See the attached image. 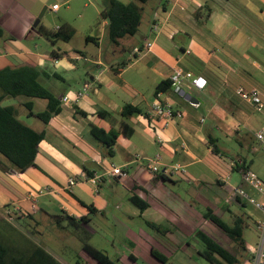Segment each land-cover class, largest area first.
<instances>
[{
  "label": "crops",
  "instance_id": "0c3cea01",
  "mask_svg": "<svg viewBox=\"0 0 264 264\" xmlns=\"http://www.w3.org/2000/svg\"><path fill=\"white\" fill-rule=\"evenodd\" d=\"M50 1L0 0V29L3 31L0 68L21 64L47 68L50 74L44 75L42 82L61 100L71 98L62 102L61 112L48 123L26 111L28 119L34 117L42 121L24 120L35 130L44 131V138L39 143L34 166L22 172L0 168V214L5 215V209L16 210L20 219L10 218L12 222L24 231L34 225L36 234H30L32 238L61 262L70 264L40 241L39 211L44 219L55 220L54 215L88 217L90 221L84 224L88 230L94 219L100 218L108 225L112 221L129 243L140 244L153 254V249H159L151 243L150 237L158 236L163 224L170 233H173L170 225L178 228L187 221L198 220L203 226H211V220L205 216L207 209L215 211V208L222 209L223 203L231 204L228 197L215 199L212 193L227 189L232 179L234 186H243L258 201L264 199L262 193L243 181L241 172L243 168L250 169L264 178L258 168V163L264 161V146L255 136L264 128V108L257 110L236 93L238 86L255 88L264 101V0H154L149 23L144 27L142 6L138 31H143V40L135 48L134 43L124 45L121 41L124 37L118 44L112 42L117 49L111 55L115 56L116 51L123 53L111 64L106 63L102 50L89 57L76 48L58 46L69 41L54 44L39 32L40 25L55 29L65 22L73 24L66 12L78 9L75 0H62L67 3L63 10L61 5L57 10L52 9L58 0L47 6ZM107 1L103 0V8ZM88 6L86 2L83 9ZM49 10L60 14V22L54 28L42 21ZM156 23L159 28L153 31ZM102 25L100 36L105 35L108 21L103 20ZM92 40L101 47L100 37ZM148 42L152 43L150 47ZM53 49L65 52L53 59V65L62 67L66 73L80 60L89 61L86 75H65L46 66L45 57H52ZM48 50H51L49 56L46 55ZM176 67L203 77L204 88L198 89L190 80L183 79L178 86L171 85L156 94L158 84L170 80ZM86 82L91 87L77 99V91ZM181 90L194 96L196 101L192 103ZM36 99L41 98L33 99V110L40 112L47 102L36 109ZM158 100L181 111L182 117L168 121L154 115L153 105ZM129 103L140 107L143 113L123 116L122 107ZM18 111L21 112L19 107ZM103 111L110 115H101ZM123 122L133 127L132 135L119 132ZM93 126L109 133L117 132L112 156L94 135ZM228 141H235L248 154L231 156L226 145L221 146ZM158 154L162 169L179 164L186 171L152 173L147 158ZM115 166H121L126 174L113 175L111 170ZM71 178L76 182L70 186ZM209 187L212 193L206 194L204 189ZM118 194L120 197H115ZM132 196L144 201L145 207L135 204ZM42 198L45 200L40 203ZM239 204L251 206L263 219V211L255 204L244 199ZM91 206L96 211L93 212ZM153 207L159 215L147 219L151 232L131 226L129 222L146 215ZM63 220L69 223L67 217L61 218V222ZM260 221H256L257 224ZM128 256L138 258L135 250ZM113 258L121 261L119 257Z\"/></svg>",
  "mask_w": 264,
  "mask_h": 264
},
{
  "label": "trees",
  "instance_id": "16d2710c",
  "mask_svg": "<svg viewBox=\"0 0 264 264\" xmlns=\"http://www.w3.org/2000/svg\"><path fill=\"white\" fill-rule=\"evenodd\" d=\"M144 4L148 0H137ZM101 20H107V33L114 44H118L120 39L137 33L141 18L142 6L135 2H124L122 0H108L107 6L102 9ZM39 32L48 38L54 44L58 41H69L76 33V27L65 22L55 29H49L44 25L39 26ZM3 31L0 29V35ZM90 36L87 40H91ZM60 53V54H59ZM65 52H59L53 49L51 55L57 58L63 56ZM47 68L21 64L7 65L0 68V168L9 170L14 168L17 171H25L35 165L40 141L44 138V131H37L24 120L19 118V111L15 105H1V102L7 97L26 96L29 98L24 104L29 111V115L40 118L44 123H48L52 117L59 114L62 110V100L53 89L42 82L44 75H49ZM54 75L58 73L54 72ZM171 79L160 82L156 88V94L166 91L171 87ZM45 99L47 104L44 110L35 112L33 110V99ZM136 113H143L142 109L131 103L122 107V115L129 116ZM101 115L108 116V111H103ZM94 135L99 142L108 149V154L113 155V146L116 143L117 132H106L101 128L93 126ZM121 133L130 136L133 133V127L123 122L120 129ZM238 201L243 199L237 195ZM131 200L145 207L146 203L136 196ZM94 212L96 209L91 206ZM67 217L69 223L76 229L84 231V224L90 221L88 217L76 219L67 215H54L57 224H61V218ZM207 219L219 226L223 232L236 244L239 250L246 249V243L243 238L244 228L249 225L248 219L244 214H233L231 222L224 221L217 216L211 208L205 213ZM31 217V216H30ZM20 219L19 214H15L12 220ZM10 218L0 214V264H64L57 259L43 245L39 244L31 235L36 234V227H26L24 231L17 224H14ZM89 231V230H88ZM88 231L86 236H88ZM31 234V235H30ZM197 236L204 245V249L199 253L213 264H238L243 261L238 256V252H232L219 241L203 230L197 231ZM87 238V237H86ZM83 237V250L99 264H121L118 259L102 248L93 245L88 239ZM153 254L160 260L165 261L161 252L153 249ZM132 257V256H131ZM250 258L252 256H249ZM248 258V257H247Z\"/></svg>",
  "mask_w": 264,
  "mask_h": 264
},
{
  "label": "rangeland",
  "instance_id": "374dc122",
  "mask_svg": "<svg viewBox=\"0 0 264 264\" xmlns=\"http://www.w3.org/2000/svg\"><path fill=\"white\" fill-rule=\"evenodd\" d=\"M122 1L135 2L143 6V27L148 25L150 18V6L154 0H149V2L146 4H142L137 0ZM86 2L89 4V6L87 9H83V6ZM56 3L62 6V10L63 8H67V3L65 1L58 0ZM75 3L77 4L78 9H73L71 11H67L66 13L69 14L68 16L70 17L73 25H75L77 31L71 40H69V42H61L58 46L65 47L67 49H71L72 47L76 48L78 51H82L89 57L99 53V51L102 50L104 55L103 57L106 63L109 64H111L113 60L119 59L121 56L120 53L123 52L116 51L117 54L115 56L111 55L113 50H116L117 47L113 45L112 41L110 40L107 30L105 35L100 36L101 30L103 29V20H101L99 10L104 7L103 0H75ZM70 4L72 5V2ZM59 16L60 14L49 10L43 16L42 21L48 27L54 28L60 22ZM142 33L143 31H138L134 35H128L124 37L121 39V41L124 45H130L134 43L135 48V45L140 40H143V37L141 36ZM88 36L91 38L100 37L101 47L98 46V43H95L94 40H87ZM46 45L51 46L48 43H46ZM50 51L51 50H48L46 55L49 56ZM53 59L54 58L51 56L45 57L44 64L51 67V69L64 73L65 75L69 74L70 76L75 77L81 76L83 74L86 75L85 67L90 64L89 61L82 59L76 64V66L70 68V71L66 73L62 67L53 65ZM27 100H29V98L26 96L7 97L1 102V105H15L17 108L19 107V110H21V112H19V118L29 123H34L35 120L39 119H35L34 117H31L30 119L27 118L26 111L28 109L24 104V102ZM35 102V108L40 109L42 106L41 104H45L46 100L36 99ZM38 122L42 121L39 120ZM225 145L231 151V156L237 153H240L241 155L248 154V152L242 149L235 141L221 143L222 147H225ZM258 168L260 169L261 174H264V161H260L258 163ZM236 172L237 171H235L234 174H237ZM236 181L239 183L238 176L236 177ZM234 184V179H232L230 185L226 187L227 189L229 188L228 191L227 189H222L221 191H215L212 193L210 191L211 187L205 188L204 191L206 194L212 193L214 198L222 196L223 199H226L227 197L230 199V201L228 200V203H231L229 206L223 203L222 209H214V213L221 217L224 221L231 222L233 214L235 213H242L248 216L246 219L248 218L249 225L245 226L243 233V238L246 243L245 250H239L236 242L232 241L223 232V230L212 221L211 226L207 227L203 226V223L201 222L198 223V220L184 222L185 225H189L191 227L182 225L177 228L170 225V229L173 231V233H170L169 231L167 232V228L163 224L158 236L150 237L151 243H153L164 256L165 261H162L151 252L146 251L145 248L140 244H135L133 246L132 243H129V240H127L124 235L120 233L122 231H118L117 227L113 226L112 221H110V225H108L100 221V218L94 219L91 222V229L88 231V228L86 227L83 231V229H76L72 224L68 223L67 220H63L59 225L55 220L49 217L44 219L40 211L37 213V216L42 220L38 229L40 231L39 239L40 241H43L44 245L50 248L51 251H53L59 257L65 259L70 264H99L83 250V237H87L86 239H88L91 243L93 242L95 245L103 249H107L112 257H119L121 259V261H119L124 264H213L199 253V251L204 249V245L197 236V231L203 230L232 252H238V256L250 264L249 256H252L257 251L261 243L262 232L256 221H259L260 219L262 220V217L260 214L254 212L251 206L242 207L239 204V201L236 198L237 192L235 188L238 185L234 186ZM51 196L56 197V195ZM117 196L118 198L120 197L119 194L115 195V197ZM45 199H40V203H42V201ZM260 203H264V199H262ZM155 215L159 214L153 207L149 213L146 215L137 216L133 222L129 223L137 230L142 228L148 232H151V226L148 224L149 222H147V219H153L152 217ZM90 230H96V232L93 233ZM87 231L88 236H86ZM113 240L115 242H113ZM134 250L135 253L138 254V258L135 260L129 258L128 256L129 253Z\"/></svg>",
  "mask_w": 264,
  "mask_h": 264
},
{
  "label": "built area",
  "instance_id": "2783aa9c",
  "mask_svg": "<svg viewBox=\"0 0 264 264\" xmlns=\"http://www.w3.org/2000/svg\"><path fill=\"white\" fill-rule=\"evenodd\" d=\"M59 5L57 3L53 4L52 9L57 10ZM159 24L156 23L153 25V31L158 30ZM152 45L151 42L147 43V46L150 47ZM183 79H188L190 82L197 87L198 89H203L206 83V80L201 76H196L193 74V72L189 70H185L182 67H176L171 74V83L172 86H178L180 81ZM91 87V84L89 82H86L82 89L77 91L76 97L77 99H80V97L87 94L89 88ZM237 95L242 98L243 100L252 103L257 110H262L264 108V101L261 99L260 93L255 88H246L244 86H238L236 89ZM76 99V100H77ZM71 98L63 97L62 101H70ZM153 113L159 118L166 119V120H172L174 117H182L183 113L179 110H174L170 105H163L162 102L159 100L156 101L153 105ZM257 140L262 143L264 146V128L259 129L255 134ZM160 142L163 141L161 137L158 138ZM137 157H140V154H136ZM160 155H156L153 158H147L148 159V168L149 170L154 173H167V174H175L177 172H185L186 169L183 166H180L179 164H174L171 166H165L163 169L159 166V160ZM242 179L244 182L250 184L254 189L259 191L264 195V178L258 177V175L253 172L250 169H242ZM111 173L113 175H124L126 174L125 171L121 166H115L112 168ZM76 182L74 178L69 179V185H73ZM236 192L237 195H239L242 199L246 200L247 202H250L252 204H255L257 207H259L263 211V219L258 222V226L261 229L262 232V239L259 248L257 251L252 255V257L249 259L250 264H264V203H260L254 196H252L244 187L242 186H236ZM3 208V207H2ZM18 214L16 210L11 209H5V215L7 218H12L15 214ZM238 264H249L245 260Z\"/></svg>",
  "mask_w": 264,
  "mask_h": 264
},
{
  "label": "water",
  "instance_id": "95a60500",
  "mask_svg": "<svg viewBox=\"0 0 264 264\" xmlns=\"http://www.w3.org/2000/svg\"><path fill=\"white\" fill-rule=\"evenodd\" d=\"M51 1H53V0H51ZM49 2V3H47V6H49L52 2ZM46 6V7H47ZM44 9H46V8H44ZM43 14H40V16H42ZM181 93L183 94V95H185V97L188 99V100H190L192 103H194L195 101H196V98L194 97V96H192L191 94H189V93H185V91L184 90H181Z\"/></svg>",
  "mask_w": 264,
  "mask_h": 264
}]
</instances>
